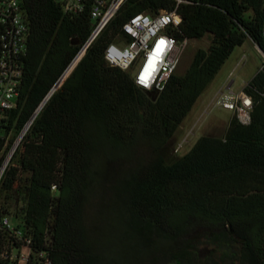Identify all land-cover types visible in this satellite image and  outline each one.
Returning <instances> with one entry per match:
<instances>
[{
  "label": "trees",
  "instance_id": "1",
  "mask_svg": "<svg viewBox=\"0 0 264 264\" xmlns=\"http://www.w3.org/2000/svg\"><path fill=\"white\" fill-rule=\"evenodd\" d=\"M21 1L30 35L6 135L25 129L92 32L87 14L66 15L55 0ZM183 1L127 0L39 111L4 171L0 195L23 202L14 215L21 233L52 264H128L142 251L143 264H264V66L244 87L253 100L249 125L233 117L222 138L201 137L172 164L164 159L234 49L250 39L264 52V0ZM176 7L187 39L212 36L183 75L155 93L107 65L104 51L125 37L130 17ZM13 144L11 137L0 167ZM140 146L148 159L112 169ZM109 177L117 217L105 234L112 244L105 251L114 257L106 263L103 228L88 223L86 205L95 178ZM9 214L0 205V220ZM13 243L0 224V264H16L3 256L20 247Z\"/></svg>",
  "mask_w": 264,
  "mask_h": 264
},
{
  "label": "built area",
  "instance_id": "2",
  "mask_svg": "<svg viewBox=\"0 0 264 264\" xmlns=\"http://www.w3.org/2000/svg\"><path fill=\"white\" fill-rule=\"evenodd\" d=\"M127 0H55L66 15L87 14L92 25L94 39L116 17ZM177 6L183 0H175ZM182 17L177 7L155 14L140 13L130 17L122 26L125 37L110 43L104 51V60L110 67L132 71L136 86L146 91L160 93L175 74L188 47L187 39L180 30ZM264 37V22L262 27ZM30 23L21 0H0V155L6 150L11 133L6 135L9 116L21 95L24 79L23 59L27 53ZM245 87V86H244ZM230 88L219 90L214 106L233 113L241 125H249L253 110L251 96ZM28 125V124H27ZM14 142L0 167V181L16 148L26 133V127ZM181 144L174 149L180 151ZM56 190V186H52ZM1 229L11 233L12 247H20L4 253V257L19 264H52L46 252L35 253L32 242L21 231L12 228L6 216L0 220ZM20 248L26 253L18 252Z\"/></svg>",
  "mask_w": 264,
  "mask_h": 264
},
{
  "label": "rangeland",
  "instance_id": "3",
  "mask_svg": "<svg viewBox=\"0 0 264 264\" xmlns=\"http://www.w3.org/2000/svg\"><path fill=\"white\" fill-rule=\"evenodd\" d=\"M211 44L212 36L210 34H207L199 40H190L175 75H183L189 67L196 51L199 49L207 51ZM263 66L264 57L250 39H246L241 46L236 47L205 90L201 98L204 103H201V100L198 101L192 113L184 122L185 130L179 132L172 139L171 146L164 156L165 162L172 164L181 158L201 137L210 136L222 138L226 132V127H228L230 120L233 118V113L214 106V99L216 93L219 91L218 89L226 83L233 81L231 91L239 92L244 86L250 83ZM129 74L132 75V71H129ZM21 133L22 131L19 134H16L15 131L11 133L14 142L18 140ZM179 144H181L180 151L175 153L174 149ZM148 157L149 154L147 151L143 146H140L129 161L121 163L118 166L114 165L112 169L124 171L129 167L143 163V160L148 159ZM13 162L17 163V158H14ZM112 182L113 180L110 177L105 180V183L101 178H95L93 193L89 203L86 205V218L88 223L99 229L103 228V233L101 237H98V242L104 244L102 247L104 251L112 246L110 240L106 241L104 239L109 237L105 236V234L108 233L110 222H113L115 216L117 217L113 192L110 191ZM0 205L9 211L10 214L6 217L12 228L22 231L21 221L14 217V215L22 207L23 202H18L16 197L5 200V193H3L0 195ZM101 253L103 262L109 263L114 258H110L108 251H101ZM128 264H143V251L137 256V259L130 257Z\"/></svg>",
  "mask_w": 264,
  "mask_h": 264
},
{
  "label": "water",
  "instance_id": "4",
  "mask_svg": "<svg viewBox=\"0 0 264 264\" xmlns=\"http://www.w3.org/2000/svg\"><path fill=\"white\" fill-rule=\"evenodd\" d=\"M94 40V36H91L88 40V42L86 43L85 46L82 47V49L78 52V54L76 55V57L83 52V55L86 51L87 46ZM256 48L258 49V51L261 53V55L264 57V52L258 47L256 46ZM75 57V58H76ZM83 57V56H82ZM75 58L73 59V61L75 60ZM72 61V62H73ZM72 62L69 64V66L67 67V69L64 71V73L62 74V76L60 77V79L57 81V83L55 84V86L52 88V90L50 91V93L47 95V97L45 98V100L43 101V103L41 104V106L37 109V111L34 113L32 119L29 121L28 123V127H26V131L29 129L30 125L32 124V122L34 121L35 117L37 116V114L39 113V111L42 109V107L45 105V103L48 101V99L52 96V94L61 86V84L63 83V81L66 79V77L64 76L67 72V70L69 69V67L71 66ZM71 73V72H70Z\"/></svg>",
  "mask_w": 264,
  "mask_h": 264
},
{
  "label": "crops",
  "instance_id": "5",
  "mask_svg": "<svg viewBox=\"0 0 264 264\" xmlns=\"http://www.w3.org/2000/svg\"><path fill=\"white\" fill-rule=\"evenodd\" d=\"M253 44H254V43H253ZM254 45H255V44H254ZM255 46H256V45H255ZM232 85H233V81H230V82L226 83L225 85L221 86V88L218 89V90H221V89H223V88H230V89H232ZM206 89H207V88H206ZM206 89H205V90H206ZM218 90H217V91H218ZM204 92H205V91H204ZM204 92H203V93L200 95V97L197 99V101H196V103L194 104L193 108L191 109L190 113L187 115V117H186V118L183 120V122L180 124V126H179L178 129L176 130V132H175V134H174V136H173L172 139H174V138L176 137V135H177L179 132L185 130L184 122H185V120L189 117V115L192 113V111H193V109L195 108V106L197 105L198 101L201 100L202 96L204 95ZM201 103H204V101L201 100ZM226 130H227V127H226ZM18 252L26 253V249L20 248V249L18 250ZM19 264H24V263L20 262Z\"/></svg>",
  "mask_w": 264,
  "mask_h": 264
},
{
  "label": "bare ground",
  "instance_id": "6",
  "mask_svg": "<svg viewBox=\"0 0 264 264\" xmlns=\"http://www.w3.org/2000/svg\"><path fill=\"white\" fill-rule=\"evenodd\" d=\"M83 55V52H81L76 58L75 60L72 62L71 66L69 67V69L67 70L66 74L64 75L65 77H67V75L70 73V71L73 69V67L76 65V63L78 62V60L80 59V57Z\"/></svg>",
  "mask_w": 264,
  "mask_h": 264
}]
</instances>
